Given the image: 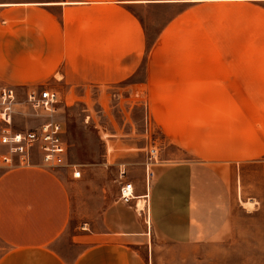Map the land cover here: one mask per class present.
Wrapping results in <instances>:
<instances>
[{"label":"rangeland","instance_id":"1","mask_svg":"<svg viewBox=\"0 0 264 264\" xmlns=\"http://www.w3.org/2000/svg\"><path fill=\"white\" fill-rule=\"evenodd\" d=\"M19 1L42 0L0 3ZM7 6H0V81L21 101L16 128L49 118L63 126L69 162L78 164L80 177L73 178L69 166H41L67 183L71 226L88 229L91 205L100 212L127 182L117 161L152 146L155 161L211 152L233 168L235 212L216 245L189 249L204 255L189 264H264V0H99L84 15L87 44L128 66L113 83L73 86L60 80L58 69L48 74L41 54L1 51L15 41L2 35L17 22L26 24L25 6ZM34 15L29 11V23ZM28 87L58 91L50 116L39 111L30 117L22 103ZM213 146L218 149L209 150ZM69 240L67 231L57 244L61 252Z\"/></svg>","mask_w":264,"mask_h":264},{"label":"crops","instance_id":"2","mask_svg":"<svg viewBox=\"0 0 264 264\" xmlns=\"http://www.w3.org/2000/svg\"><path fill=\"white\" fill-rule=\"evenodd\" d=\"M94 3L99 0L0 3L27 8L21 16L26 24L17 22L2 35L15 41L1 45V51L43 55V69L48 74L58 69L69 86L113 83L128 64L87 44L90 29L83 27L84 15ZM29 11L43 18L34 15L29 23ZM34 19L42 24L35 25ZM216 156L204 152L200 159L152 161L146 152L117 161L115 169L126 168L124 177L136 197L121 201L120 182L100 212L91 205L88 229L80 222L71 226L67 183L35 155L30 167L0 168V264H189L203 258L189 249L222 240L236 205L233 168ZM137 201L139 209L145 205L142 211ZM67 231L68 247L61 252L57 244Z\"/></svg>","mask_w":264,"mask_h":264},{"label":"built area","instance_id":"3","mask_svg":"<svg viewBox=\"0 0 264 264\" xmlns=\"http://www.w3.org/2000/svg\"><path fill=\"white\" fill-rule=\"evenodd\" d=\"M17 96L13 86L0 81V168L10 170L30 167L34 155H38L44 166H69L72 177L79 178L81 170L78 164L69 162V148L60 122L49 118L42 120L36 127H32L29 122H25L21 128L14 126V118L21 113L17 110V104L21 102ZM59 101L56 89L28 87L22 103L30 109V117L39 111L50 116ZM156 155L157 148L152 146L148 158L155 161ZM123 172L121 170L120 175ZM135 197L131 182H124L119 188L118 198L124 203H129ZM138 204L139 201L135 203L136 208ZM144 206L138 210L142 211Z\"/></svg>","mask_w":264,"mask_h":264},{"label":"bare ground","instance_id":"4","mask_svg":"<svg viewBox=\"0 0 264 264\" xmlns=\"http://www.w3.org/2000/svg\"><path fill=\"white\" fill-rule=\"evenodd\" d=\"M252 202H253V201H252ZM252 202H251V201H248V203H250V204H251ZM248 203H247V204H248ZM243 204H244V203H243ZM247 204H246V205H247ZM246 205H245V206H246ZM248 205H249V204H248ZM248 205H247V206H248ZM251 206H252V205H251ZM248 207H249V206H248Z\"/></svg>","mask_w":264,"mask_h":264}]
</instances>
